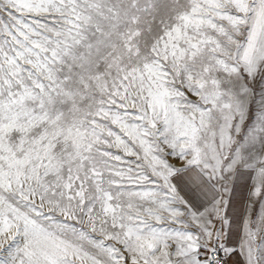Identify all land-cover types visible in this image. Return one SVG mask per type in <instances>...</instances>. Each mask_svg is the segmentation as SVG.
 I'll return each mask as SVG.
<instances>
[{
  "label": "snow or ice",
  "instance_id": "snow-or-ice-1",
  "mask_svg": "<svg viewBox=\"0 0 264 264\" xmlns=\"http://www.w3.org/2000/svg\"><path fill=\"white\" fill-rule=\"evenodd\" d=\"M0 264H264V0H0Z\"/></svg>",
  "mask_w": 264,
  "mask_h": 264
}]
</instances>
